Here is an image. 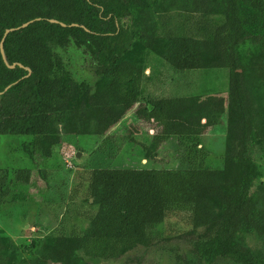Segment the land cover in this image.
I'll return each instance as SVG.
<instances>
[{
    "label": "trees",
    "instance_id": "trees-1",
    "mask_svg": "<svg viewBox=\"0 0 264 264\" xmlns=\"http://www.w3.org/2000/svg\"><path fill=\"white\" fill-rule=\"evenodd\" d=\"M133 6H148L157 14L165 65L180 73L228 70L224 164L235 184L225 189L222 170L210 167L90 168L82 174L86 197L97 210L86 211L88 227L74 228L69 236L32 239L27 250L38 249L39 264H71L76 250L90 258L119 259L137 246H150L159 235L154 226L184 212L191 225L184 236L192 238L198 228L204 229L200 239L189 242L194 264L224 258L264 264L240 236L242 231L264 233V209L255 207V193H250L259 173L249 147L258 141L260 129L238 55L244 39L264 43V0H0V135L29 136L33 152L39 153L40 142L57 143L51 137L55 110H64L74 94H81V108L104 110L94 129L98 135L135 104L166 114L178 109V98L148 94L154 75L145 73L146 61L127 56L139 36L149 48L158 41L123 23ZM216 14L223 17L219 23L209 19ZM26 21L25 27L15 28ZM70 42L89 54L102 79L93 93L89 85L76 84L57 70L53 49ZM169 122L173 131L163 127L160 133L176 135V121ZM15 179L27 182L28 175L19 169ZM4 180L0 175V202L8 193ZM14 258L0 238V264H12Z\"/></svg>",
    "mask_w": 264,
    "mask_h": 264
},
{
    "label": "rangeland",
    "instance_id": "rangeland-1",
    "mask_svg": "<svg viewBox=\"0 0 264 264\" xmlns=\"http://www.w3.org/2000/svg\"><path fill=\"white\" fill-rule=\"evenodd\" d=\"M209 19L219 23L223 17L216 14L210 15ZM123 23L146 36H157L158 41L150 48L144 36H139L127 50L129 58L146 61L145 73L154 75L152 85L147 86L148 94L175 97L180 101V107L171 113L135 104L123 116L158 118L162 125L159 128L169 131H173L174 126L169 120L176 121L177 134H161L164 148L149 151L156 160L162 157L161 164L147 167L216 168L223 172L222 186L231 189L235 180L224 164L228 70L213 68L180 73L161 62L160 53L165 45L163 30L157 14L148 6H133L132 13ZM53 55L58 72L67 79L89 85L92 93L101 87L102 79L95 75L94 62L83 48L70 42L65 48L54 47ZM238 55L244 69L245 85L253 98L256 127L260 129L258 141L249 147L259 173L250 193H255V207L264 209V43L252 45L249 39H244L238 46ZM81 98V94H74L64 110H55L51 137L57 143L40 142L42 151L39 153L33 152L34 145L29 136L0 135V175L8 190L0 202V238L7 246V254L15 256L12 264L40 263L36 255L38 249L29 252L26 248L32 239L60 234L69 236L74 228L85 230L89 224L85 213L97 210V206L86 197L87 181L82 173L90 168H128L131 165L129 156L134 154L125 145L130 133L128 126L139 128L137 133L149 134V129L144 130L139 122L131 126L116 123L104 134H96L97 118L104 110L97 106L81 108ZM19 169L27 173V182L15 179ZM259 182L263 189L258 190ZM185 216L184 212L176 213L155 225L153 231L159 235L148 247L137 246L119 259L90 258L76 250L77 259H71V264H79L81 260L88 264H194L196 257L189 249V242L200 239L204 229L198 228L192 238L184 236L191 229ZM240 236L251 253L256 252V257L264 263V233L242 231ZM215 264L240 263L224 258Z\"/></svg>",
    "mask_w": 264,
    "mask_h": 264
},
{
    "label": "crops",
    "instance_id": "crops-1",
    "mask_svg": "<svg viewBox=\"0 0 264 264\" xmlns=\"http://www.w3.org/2000/svg\"><path fill=\"white\" fill-rule=\"evenodd\" d=\"M129 120H131L129 122ZM143 124V129L148 130L145 133H137V127L131 126V124L136 123ZM158 118L153 117H131L126 116L120 119L117 124H129L131 127L128 126V130L130 131L129 136L127 138V143L125 144L129 147L130 151H133V155L129 156V162L131 165L128 168H148V165H153L154 163L161 164L162 157H159V160H156L154 154H149V151H159L160 149L164 148V142L162 140L161 130L163 127L160 125ZM150 125V126H149ZM160 129L154 133V130ZM152 132V133H151ZM156 160V161H155ZM114 162H119L118 160H113ZM117 168V167H116Z\"/></svg>",
    "mask_w": 264,
    "mask_h": 264
},
{
    "label": "water",
    "instance_id": "water-1",
    "mask_svg": "<svg viewBox=\"0 0 264 264\" xmlns=\"http://www.w3.org/2000/svg\"><path fill=\"white\" fill-rule=\"evenodd\" d=\"M52 22H57V20L55 19H50ZM31 21V20H30ZM30 21H26V22H23L20 26L18 27H15V28H20V27H25L26 25H28L30 23ZM61 25H65L64 23H61ZM0 50L2 51V43H0ZM14 64H10L8 65L9 67H12ZM21 66V64H19ZM76 155H79V153H77Z\"/></svg>",
    "mask_w": 264,
    "mask_h": 264
}]
</instances>
